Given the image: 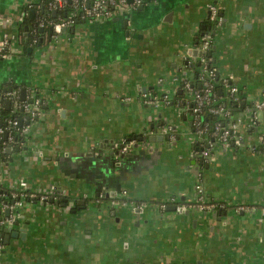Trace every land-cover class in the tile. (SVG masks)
<instances>
[{
	"label": "crops",
	"instance_id": "0c3cea01",
	"mask_svg": "<svg viewBox=\"0 0 264 264\" xmlns=\"http://www.w3.org/2000/svg\"><path fill=\"white\" fill-rule=\"evenodd\" d=\"M40 1L0 0V39L16 35L22 5ZM210 5L223 20L212 38L215 66L251 103L264 94V0H142L126 15L81 16L51 30L30 56L9 41L0 92L38 98L40 112L20 119L23 144L0 133V186L56 190L63 200L0 201V218L25 228L1 245L0 264H264V144L255 131L198 160L192 144L205 138L185 106L141 101L151 90H180ZM130 135L118 154L114 145ZM198 195L228 207L205 211Z\"/></svg>",
	"mask_w": 264,
	"mask_h": 264
},
{
	"label": "built area",
	"instance_id": "2783aa9c",
	"mask_svg": "<svg viewBox=\"0 0 264 264\" xmlns=\"http://www.w3.org/2000/svg\"><path fill=\"white\" fill-rule=\"evenodd\" d=\"M67 0H50L48 7L53 10H57L61 8ZM73 7L79 9V13L81 16L88 17L89 19L96 20H104L108 17H112L114 15H126L127 11L131 8L139 5L142 0H131L128 2L127 0H69ZM209 17L212 18L216 9L214 6L210 5L208 7ZM77 13V11H75ZM72 12L71 15H73ZM71 24V20H61L59 22L51 23L50 27L54 33H60L67 25ZM42 25V23H40ZM15 37L10 36L8 34H4L0 39V50L2 47L7 46L9 41ZM212 40L208 35L203 36V40L200 45L194 46L192 51L195 53L189 54L186 59L185 64L181 68V77L182 85L180 87L185 88V92L191 95V98L186 101V103L191 104V112L193 114V124L196 129V134L200 136L205 131V126L202 124V121L199 118V113L208 106V111L221 118L229 119V122L225 127H220L218 122L214 125L213 134L218 135L219 145L222 147H227L228 145L235 144L241 145L243 144L244 139V128L249 127L253 129L256 133V138L262 144H264V120L261 119V114L264 112V94L262 97L256 98L252 100L249 105L243 101L242 93L240 88L231 81L229 76H222L218 73L217 67L215 65L208 66V59L205 56V53L212 47ZM191 51V52H192ZM195 60H198L200 65V71L198 76L199 89L193 88L186 77L191 72V63ZM221 78V82L223 84L224 90L228 94V98L232 103H234L236 109L239 108L240 114L236 115L237 112L231 114L230 111L225 108L224 104H213V92L211 80L212 78ZM179 80V81H180ZM172 94L166 90L163 91L161 96H155L150 94H144V98L141 100L142 103L160 106L166 104L171 98ZM6 98L12 100L14 104V108H17L18 103L15 101V95L13 92H7L5 94ZM243 102V104H241ZM24 111H27L31 116H36L39 110V100L38 98H32L30 103L23 104ZM241 109V110H240ZM7 125L9 127H13L18 124V121L15 119H7ZM25 128L22 127L21 131H24ZM4 131L0 127V133H4ZM7 133V132H6ZM11 141V136H9ZM134 140H125L119 144H115L114 147L119 154H125L128 149L131 147ZM254 147V145L252 146ZM204 154V152H202ZM199 191V190H198ZM196 198L202 201V196L198 195ZM20 204V201H17ZM200 209L205 211H212L213 204H205L198 203ZM141 208V206L139 205ZM238 209H243V207H239ZM264 214V212H263ZM1 224H6L8 227H11V224L14 223V218L12 216H8L5 219L0 218ZM1 247V244H0Z\"/></svg>",
	"mask_w": 264,
	"mask_h": 264
},
{
	"label": "trees",
	"instance_id": "16d2710c",
	"mask_svg": "<svg viewBox=\"0 0 264 264\" xmlns=\"http://www.w3.org/2000/svg\"><path fill=\"white\" fill-rule=\"evenodd\" d=\"M48 1L49 0H41L39 4L42 6L38 7L36 3L33 4H24L21 6V19L20 22L17 25L16 35L14 36V39H19V43L22 47L21 53L25 55H31V53L27 52L28 47L31 49L36 47L40 43V39L43 38L47 33L48 29L50 27L51 23L59 22L61 20H71V24L67 25L64 30L70 29L76 20H79L81 15L79 13V9H76L73 7L72 3L67 0L65 4L58 8L55 12V15H52V9L48 7ZM33 10L34 14L31 16L30 11ZM77 11V13H75ZM72 12H74L73 15ZM209 21H206L204 24V27H200L198 32L196 33L194 45L198 46L200 45L201 41L203 40V36L208 35L210 39L212 40L214 35V29L223 22L222 15L219 13V11L216 9L214 15L212 18H208ZM42 23V25H40ZM24 27H26L28 40L25 41L24 36ZM213 44V40L211 42ZM8 46H4L0 50V57L7 55L10 53L7 50ZM206 58L208 59V66L215 65L213 60V46L209 48V50L205 53ZM185 64V63H184ZM200 65L201 63L198 60H195L193 63H191V72L186 77V79L189 82V85L191 84L193 88L199 89V82H198V76L200 71ZM180 80V78H179ZM180 86L182 85V81L180 80ZM212 85V92H213V104H224L225 108H227L231 114L239 111V109H236L234 103L230 101L228 98L227 92L223 88V84L221 82V78H215L213 77L211 80ZM179 86V91H176L173 96L169 99V101L166 103L170 106H185L187 114L190 115L189 119V125L193 132L196 133L195 126L193 124V114L191 112V104L186 103L185 100V88ZM221 88L223 91H219L218 89ZM5 93L6 92H0V127L7 132L8 136H11V143L13 144H23L25 141V134L23 131H21L22 123H19L20 119H23L25 117L26 112L23 109V104L28 103L30 100L29 98H24L22 100H19L15 96V101L18 103L17 108H14L13 105H8V107H5ZM16 93V92H15ZM150 95L155 96H161L159 94V91L151 90L149 91ZM246 105H249L247 101L245 102ZM199 118L202 121V124L205 126V131L200 134L201 137H204L205 139L203 141H195L192 144L193 152L195 153V157L198 160H201L202 158H206L207 152H210L209 147L213 144H219L218 135L213 134V128L214 125L218 122V125L220 127H225L227 123L229 122V119L227 118H221L217 117L213 114H211L208 111V106L205 107L204 110L199 113ZM7 119H15L18 121V124L9 127L7 125L6 120ZM133 139V135H130L125 140H131ZM3 142H6V139L4 140L2 136H0V146H2ZM232 144V143H231ZM233 146H236L235 144H232ZM261 148L264 150V145H261ZM259 147H256L255 150H258ZM208 150V151H207ZM204 151L206 155H201V152ZM202 196V195H201ZM57 197V199H56ZM52 198L53 200L61 201L63 200L62 197H60V194L57 193L56 190L49 191V192H43V193H36L31 195L27 191H20L15 189H8L3 188L0 186V201L10 204L13 200H27V201H36V200H45ZM195 204L198 203H205V204H213V210L214 211H220L222 212L225 208L228 207V205L220 203L221 201L214 200V199H205L204 196H202V201L196 198L194 201ZM137 203V202H136ZM0 244L3 245V240L0 236Z\"/></svg>",
	"mask_w": 264,
	"mask_h": 264
},
{
	"label": "water",
	"instance_id": "95a60500",
	"mask_svg": "<svg viewBox=\"0 0 264 264\" xmlns=\"http://www.w3.org/2000/svg\"><path fill=\"white\" fill-rule=\"evenodd\" d=\"M128 2H130L131 0H127ZM55 10H53L52 11V15H55ZM31 13H32V11H31ZM24 36H25V41H27L28 40V36H27V31H26V27H24ZM64 30V29H63ZM48 33L49 34H51V27H49V29H48ZM193 52V54L195 53V51L193 50L192 51ZM23 92V89H21V93ZM5 103L7 104V106L9 105L8 103H9V101L8 100H6L5 101ZM262 119L264 120V112L262 113ZM6 137V132H4L3 133V138H5ZM150 139H154V137H151ZM159 139H162V135H161V137H159ZM18 147H15V149H17ZM8 151H10L9 149H7L6 150V152H8ZM48 202H50V203H52V202H54V203H56V201L55 200H53L52 198H50V199H48L47 200ZM47 201H45V200H41V202H43V203H45V202H47ZM11 202H14L13 200L11 201ZM173 209L175 208V207H172ZM4 214H9V208H6L5 209V211H4ZM15 224H18V222L17 221H15L14 222ZM25 228H24V225H23V227L21 228V229H19V230H17V231H15V230H12V228L11 227H5V228H2L1 230L2 231H4L5 233H4V235H3V243L4 244H7L8 243V241H9V238H11V237H23L24 235V232H25V230H24ZM0 236H2V234L0 233Z\"/></svg>",
	"mask_w": 264,
	"mask_h": 264
}]
</instances>
